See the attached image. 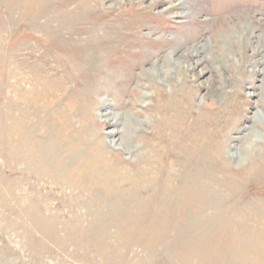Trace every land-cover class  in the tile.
Returning <instances> with one entry per match:
<instances>
[{
  "label": "rangeland",
  "instance_id": "obj_1",
  "mask_svg": "<svg viewBox=\"0 0 264 264\" xmlns=\"http://www.w3.org/2000/svg\"><path fill=\"white\" fill-rule=\"evenodd\" d=\"M0 264H264V0H0Z\"/></svg>",
  "mask_w": 264,
  "mask_h": 264
},
{
  "label": "bare ground",
  "instance_id": "obj_2",
  "mask_svg": "<svg viewBox=\"0 0 264 264\" xmlns=\"http://www.w3.org/2000/svg\"><path fill=\"white\" fill-rule=\"evenodd\" d=\"M179 4H181V5H179ZM150 5H151V3H150ZM182 6V3H177V5L175 6H172V7H168L166 10H178L179 9V7H181ZM181 17V16H180Z\"/></svg>",
  "mask_w": 264,
  "mask_h": 264
}]
</instances>
